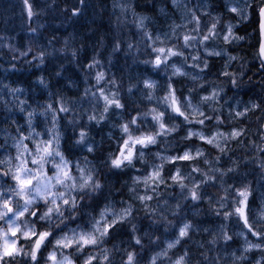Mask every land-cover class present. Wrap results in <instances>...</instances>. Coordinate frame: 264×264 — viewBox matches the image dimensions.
Masks as SVG:
<instances>
[{"label":"clouds","instance_id":"clouds-1","mask_svg":"<svg viewBox=\"0 0 264 264\" xmlns=\"http://www.w3.org/2000/svg\"><path fill=\"white\" fill-rule=\"evenodd\" d=\"M0 264H264V0H0Z\"/></svg>","mask_w":264,"mask_h":264}]
</instances>
